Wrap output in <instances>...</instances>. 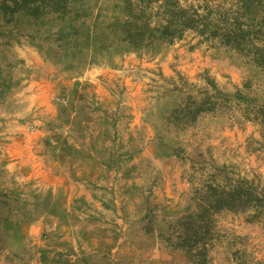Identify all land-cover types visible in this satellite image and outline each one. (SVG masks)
I'll use <instances>...</instances> for the list:
<instances>
[{"label": "rangeland", "instance_id": "obj_1", "mask_svg": "<svg viewBox=\"0 0 264 264\" xmlns=\"http://www.w3.org/2000/svg\"><path fill=\"white\" fill-rule=\"evenodd\" d=\"M71 1L77 36L54 20L0 18V264H191L160 234L194 208L195 190L264 189L252 118L264 67L194 30L141 50L110 45L100 34L122 17L120 0ZM213 223L207 264H264V215L220 211Z\"/></svg>", "mask_w": 264, "mask_h": 264}, {"label": "trees", "instance_id": "obj_2", "mask_svg": "<svg viewBox=\"0 0 264 264\" xmlns=\"http://www.w3.org/2000/svg\"><path fill=\"white\" fill-rule=\"evenodd\" d=\"M122 17L114 20L106 29L101 40L110 45L141 50L156 43L172 44L183 37L188 30L206 35L205 39H216L230 49H234L251 61L264 67V0H232L234 10L223 12L213 8L199 10L183 6L180 0H120ZM74 4L71 0H0V18L10 22L16 17H25L32 23L54 20L61 28L69 27L74 35L81 28L74 25ZM15 18V19H14ZM89 42L96 45L98 38L87 35ZM99 37V36H98ZM216 44V43H214ZM59 58V57H58ZM236 98L244 100L247 106L254 99L236 93ZM205 101L188 111V118L194 120L201 113L210 110ZM250 102V103H249ZM254 107L256 106L255 101ZM264 103L253 108V119L264 130ZM247 118H249L247 116ZM194 208L178 216L172 231L163 237L166 246L185 253L191 264H207L210 249L213 247V215L220 211L248 213V219L254 220L264 215V189H258L246 180H237L234 184L220 185L210 183L194 192ZM144 233L150 228L142 227ZM253 258L242 255L234 257L233 264H259Z\"/></svg>", "mask_w": 264, "mask_h": 264}]
</instances>
